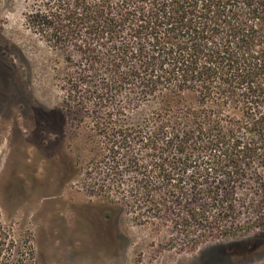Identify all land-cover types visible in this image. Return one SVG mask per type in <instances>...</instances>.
I'll return each mask as SVG.
<instances>
[{"label":"trees","instance_id":"16d2710c","mask_svg":"<svg viewBox=\"0 0 264 264\" xmlns=\"http://www.w3.org/2000/svg\"><path fill=\"white\" fill-rule=\"evenodd\" d=\"M34 10L31 28L65 56L71 99L107 122L108 173L94 188L127 183L131 212L170 225L172 246L264 238V0H47ZM141 105L140 122H121ZM33 258L0 211V264Z\"/></svg>","mask_w":264,"mask_h":264},{"label":"rangeland","instance_id":"374dc122","mask_svg":"<svg viewBox=\"0 0 264 264\" xmlns=\"http://www.w3.org/2000/svg\"><path fill=\"white\" fill-rule=\"evenodd\" d=\"M46 1L0 0V211L33 264H264L258 232L172 246L170 225L131 212L127 183L94 188L108 173L107 122L71 99L65 56L31 28ZM127 110L121 122L138 123L147 107Z\"/></svg>","mask_w":264,"mask_h":264}]
</instances>
